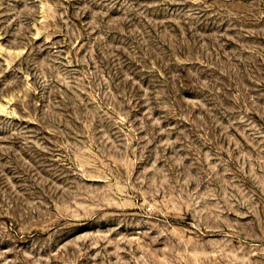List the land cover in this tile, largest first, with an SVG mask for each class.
Here are the masks:
<instances>
[{
	"label": "rangeland",
	"instance_id": "obj_1",
	"mask_svg": "<svg viewBox=\"0 0 264 264\" xmlns=\"http://www.w3.org/2000/svg\"><path fill=\"white\" fill-rule=\"evenodd\" d=\"M0 264H264V0H0Z\"/></svg>",
	"mask_w": 264,
	"mask_h": 264
}]
</instances>
